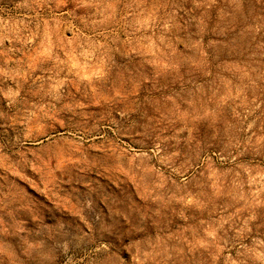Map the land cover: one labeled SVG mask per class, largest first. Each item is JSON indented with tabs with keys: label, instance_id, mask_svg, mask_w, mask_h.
<instances>
[{
	"label": "rangeland",
	"instance_id": "obj_1",
	"mask_svg": "<svg viewBox=\"0 0 264 264\" xmlns=\"http://www.w3.org/2000/svg\"><path fill=\"white\" fill-rule=\"evenodd\" d=\"M0 264H264V0H0Z\"/></svg>",
	"mask_w": 264,
	"mask_h": 264
}]
</instances>
